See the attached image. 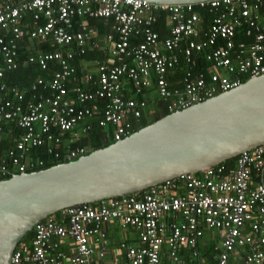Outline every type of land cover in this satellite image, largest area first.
I'll return each instance as SVG.
<instances>
[{
    "label": "built area",
    "instance_id": "1",
    "mask_svg": "<svg viewBox=\"0 0 264 264\" xmlns=\"http://www.w3.org/2000/svg\"><path fill=\"white\" fill-rule=\"evenodd\" d=\"M196 9L211 14L206 26ZM158 12L167 13L163 37L153 29ZM75 17L110 18V33L99 37ZM133 37L141 42L132 45ZM34 41L52 51L36 47L28 61L40 70L59 69L24 92L6 75L18 69L21 45ZM87 48L105 49L107 57L83 64L90 69L79 76L70 61ZM197 59L206 64L201 71ZM177 70L184 72L181 88L170 89ZM262 74L264 0H0V137L5 129L8 135L23 130L0 159V172L41 166L24 162L36 147L66 162L83 157L87 148L71 145L95 128L106 129L114 142L129 136L150 106L145 91L152 85L173 113L236 88L242 76ZM233 160L230 167L222 163L144 191L64 208L33 225L9 264H264V145ZM116 228L135 233L137 244L121 240L111 250ZM206 242L214 246L211 255L198 250Z\"/></svg>",
    "mask_w": 264,
    "mask_h": 264
},
{
    "label": "water",
    "instance_id": "2",
    "mask_svg": "<svg viewBox=\"0 0 264 264\" xmlns=\"http://www.w3.org/2000/svg\"><path fill=\"white\" fill-rule=\"evenodd\" d=\"M191 5L211 0H145ZM264 145V74L77 160L0 180V264L33 225L77 205L197 174Z\"/></svg>",
    "mask_w": 264,
    "mask_h": 264
},
{
    "label": "trees",
    "instance_id": "3",
    "mask_svg": "<svg viewBox=\"0 0 264 264\" xmlns=\"http://www.w3.org/2000/svg\"><path fill=\"white\" fill-rule=\"evenodd\" d=\"M202 20H203V25L206 26L207 22L211 18V14L207 12L206 10H198L196 9ZM26 19L28 17H25ZM156 22L153 25L154 31L158 32V34L163 37L167 35V13L166 12H158L156 13ZM87 24V26L96 32L97 36L103 37L107 33H110V27L112 24V19L110 18H83V17H75L74 22L77 24V22H83ZM240 34H238L239 36ZM141 42L140 38H132L131 43L132 45H135L137 43ZM37 42L33 43V46L30 48L21 45V49L19 50V57H18V69L12 73H9L6 75V81L13 85L18 87L21 91H28L30 85L37 79V78H48L50 77L53 72L59 69L58 65L56 64H50L48 70H40L35 64L30 63L28 61V58L33 55V52L35 48L40 47L43 52H49L52 51V49L45 43H41L40 46H34L37 45ZM106 52L105 49H100V50H88L87 48V53L84 55H78L75 56L72 61H70L71 65L76 69L77 75L81 76L82 72H85L89 70L90 68H87V70H82V65L87 64V63H94V62H103L106 60ZM81 62V64H80ZM196 65L195 69L198 71H201L202 69L205 68L206 64L204 63L203 60L197 59L196 60ZM184 72L182 70H177L174 72V75L170 79V89H177L181 88V84L179 83L178 80L182 77ZM249 79L248 76H242L241 81L242 83L246 82ZM154 82V80H153ZM154 85L150 87L148 90L145 92L150 95V106L144 110L142 117L139 120V123H137L133 129L131 130L130 134L154 123L155 121L165 117L166 115L170 114L166 110V106L164 103L158 100V98L155 95L154 92ZM128 90V89H127ZM130 92V90H129ZM129 92L127 93L129 95ZM23 130H20L19 128L15 129L11 135H8L6 132V129L1 133L0 137V159H7V155L10 149L13 148V140L16 136L22 133ZM106 129H100V128H95L92 132H90L87 136L79 138L78 141H76L74 144L71 145V148L73 147H86L88 150V155L92 151L99 150L102 148H105L109 145H112L115 143L113 140L110 139L108 136L107 138L105 137ZM67 143L63 144L62 149H66ZM78 159V158H77ZM74 159V160H77ZM73 160V161H74ZM31 161H42L41 166H36L34 168H27L25 170L26 173H31L35 171H40L44 170L53 166H56L58 164L62 163H67L63 158L62 159H55L52 156H49L46 153L45 147H36L32 148L30 152L25 156L24 162L28 164ZM234 160H228L223 163V165L230 167L233 165ZM15 174H20L17 170H14L11 168V166H8L7 168V173L1 174L0 172V180H6L9 179L12 175ZM93 205V204H92ZM31 234L28 233L25 237H29ZM205 248H202L201 245L198 246V250L202 253V255L213 253V245L211 242H206L204 244ZM205 258V257H204ZM210 260V259H209ZM208 263L210 261H207ZM163 264H171L168 262H163ZM236 264H243V259H239V261L236 262Z\"/></svg>",
    "mask_w": 264,
    "mask_h": 264
},
{
    "label": "crops",
    "instance_id": "4",
    "mask_svg": "<svg viewBox=\"0 0 264 264\" xmlns=\"http://www.w3.org/2000/svg\"><path fill=\"white\" fill-rule=\"evenodd\" d=\"M135 235H136L135 233L130 232V231L129 232H119L118 228L113 229L109 235L110 249L115 250L116 246L119 244L121 240H126L128 242H131L132 244H137L136 242L137 239L135 238Z\"/></svg>",
    "mask_w": 264,
    "mask_h": 264
},
{
    "label": "rangeland",
    "instance_id": "5",
    "mask_svg": "<svg viewBox=\"0 0 264 264\" xmlns=\"http://www.w3.org/2000/svg\"><path fill=\"white\" fill-rule=\"evenodd\" d=\"M201 247H202V248H205V246H204V245H202V244H201Z\"/></svg>",
    "mask_w": 264,
    "mask_h": 264
},
{
    "label": "bare ground",
    "instance_id": "6",
    "mask_svg": "<svg viewBox=\"0 0 264 264\" xmlns=\"http://www.w3.org/2000/svg\"><path fill=\"white\" fill-rule=\"evenodd\" d=\"M160 13H162V12H160ZM35 42V41H34Z\"/></svg>",
    "mask_w": 264,
    "mask_h": 264
},
{
    "label": "clouds",
    "instance_id": "7",
    "mask_svg": "<svg viewBox=\"0 0 264 264\" xmlns=\"http://www.w3.org/2000/svg\"><path fill=\"white\" fill-rule=\"evenodd\" d=\"M86 156V155H85Z\"/></svg>",
    "mask_w": 264,
    "mask_h": 264
}]
</instances>
